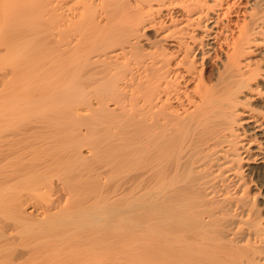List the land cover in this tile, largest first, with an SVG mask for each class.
<instances>
[{"label": "bare ground", "instance_id": "obj_1", "mask_svg": "<svg viewBox=\"0 0 264 264\" xmlns=\"http://www.w3.org/2000/svg\"><path fill=\"white\" fill-rule=\"evenodd\" d=\"M15 238L0 264H264V0H0Z\"/></svg>", "mask_w": 264, "mask_h": 264}, {"label": "rangeland", "instance_id": "obj_2", "mask_svg": "<svg viewBox=\"0 0 264 264\" xmlns=\"http://www.w3.org/2000/svg\"><path fill=\"white\" fill-rule=\"evenodd\" d=\"M30 203H32L33 201H29ZM25 211L27 212V213H34L35 214V208L31 205V204H28L26 207H25ZM21 244H23V240H21L20 238H15V241H14V243L13 244H10V245H8L7 246V248L6 247H2V248H0V251H2L4 254L2 255V256H0V260H3V259H5L8 255H9V251L8 250H11L12 248H15V250L18 252H20V245ZM12 250H14V249H12ZM1 252V253H2ZM0 253V254H1ZM15 254H17V253H15ZM14 257V256H13ZM33 261H35V259L34 258H26L25 260H24V262L22 261L21 263H17V264H31Z\"/></svg>", "mask_w": 264, "mask_h": 264}]
</instances>
